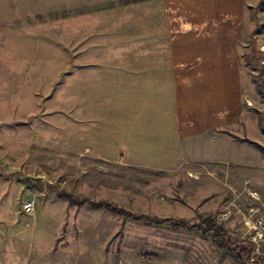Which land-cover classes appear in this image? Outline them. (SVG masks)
Returning <instances> with one entry per match:
<instances>
[{"label": "rangeland", "instance_id": "374dc122", "mask_svg": "<svg viewBox=\"0 0 264 264\" xmlns=\"http://www.w3.org/2000/svg\"><path fill=\"white\" fill-rule=\"evenodd\" d=\"M263 4L0 0V264H237L199 233L69 205L58 192L191 221L208 212L217 218L224 201L239 194L244 203L245 188L263 201ZM167 80L195 88L160 100L182 109L188 125L229 100L212 84L237 87V138L261 160L249 157L233 168L234 178L217 176L209 162L150 166L140 132L148 121L140 126L151 115L142 109L157 104L151 98L160 91L150 85ZM219 223L244 246L231 235L241 231L238 220Z\"/></svg>", "mask_w": 264, "mask_h": 264}, {"label": "crops", "instance_id": "0c3cea01", "mask_svg": "<svg viewBox=\"0 0 264 264\" xmlns=\"http://www.w3.org/2000/svg\"><path fill=\"white\" fill-rule=\"evenodd\" d=\"M6 12H3V14H6L5 17L8 19L9 11ZM3 33V27H0V42L2 44L6 42V37L2 36ZM166 71L167 73L171 72L169 70ZM179 84L181 87L178 86L177 88L174 81L167 80L157 82L153 86L150 85L151 89L160 91L156 97L151 98L157 104H153L152 101L151 105L142 109V113H146L149 110L151 115L148 117L149 120H145L140 126L145 127L148 121L149 128L145 130L142 128L140 132L145 133L142 145L146 148L147 160L145 158L144 160L150 166L164 169L178 163L209 162L215 164L216 169L214 171L217 176L234 178V167L245 166V163L250 161L249 157L261 160L259 150L251 144L239 141L237 138L240 136V107L239 99L235 95L237 87L230 85L225 88L222 85L212 84L214 92L219 90L223 96L230 93L229 100L224 102L221 100L207 111L213 116L203 118V121H199L198 117H195L194 123L188 125L185 122V117L178 114V112L183 113L182 109L178 110L175 106L166 105L160 101L166 100L170 102V99L174 100L176 98L175 90L186 91L195 89L186 82ZM211 128L219 129L220 132H217L214 137L200 138L202 132L208 133ZM208 135L206 134V136ZM253 142H256V140ZM225 165H228L227 168ZM219 166H222L223 169H218Z\"/></svg>", "mask_w": 264, "mask_h": 264}, {"label": "trees", "instance_id": "16d2710c", "mask_svg": "<svg viewBox=\"0 0 264 264\" xmlns=\"http://www.w3.org/2000/svg\"><path fill=\"white\" fill-rule=\"evenodd\" d=\"M250 142L260 149H263L258 143ZM58 196L66 199L69 205L75 204L76 206H81L88 204L92 208L104 209L114 214L123 215L124 217L131 216L135 220H141L155 225H166L172 230L199 233L203 238H210L213 245L222 252V259L228 258L237 264H245L244 256L250 251L248 245L237 247L230 241L228 231L217 221L216 215L212 212L198 215L195 221H191L184 217L158 216L142 212L132 213L118 203L105 198L94 199L85 195H74L66 191H59ZM141 256L147 259L158 258L157 255L152 253H143ZM116 258L117 260L119 259L118 253H116Z\"/></svg>", "mask_w": 264, "mask_h": 264}, {"label": "built area", "instance_id": "2783aa9c", "mask_svg": "<svg viewBox=\"0 0 264 264\" xmlns=\"http://www.w3.org/2000/svg\"><path fill=\"white\" fill-rule=\"evenodd\" d=\"M259 35L264 39V4L260 10ZM246 184L247 181H244ZM246 197L243 196L244 203L239 200L241 194L224 201L222 209L217 214V220L224 225H232L235 220L241 224V231L234 229L231 235L239 237L243 245H248L249 253L245 256V264H264V216L262 208L263 201L256 192L244 189ZM25 211L32 209L31 203L23 204Z\"/></svg>", "mask_w": 264, "mask_h": 264}, {"label": "water", "instance_id": "95a60500", "mask_svg": "<svg viewBox=\"0 0 264 264\" xmlns=\"http://www.w3.org/2000/svg\"><path fill=\"white\" fill-rule=\"evenodd\" d=\"M246 264H250V263H246Z\"/></svg>", "mask_w": 264, "mask_h": 264}]
</instances>
